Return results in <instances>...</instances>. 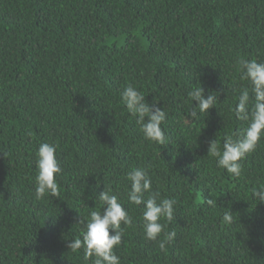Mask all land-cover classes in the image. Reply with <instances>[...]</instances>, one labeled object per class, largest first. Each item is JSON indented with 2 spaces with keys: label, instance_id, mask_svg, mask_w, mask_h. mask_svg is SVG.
<instances>
[{
  "label": "trees",
  "instance_id": "16d2710c",
  "mask_svg": "<svg viewBox=\"0 0 264 264\" xmlns=\"http://www.w3.org/2000/svg\"><path fill=\"white\" fill-rule=\"evenodd\" d=\"M240 57L264 62V0H0V264H90L68 243L108 188L133 218L121 264H264V203L251 196L264 185V139L239 178L208 155L209 141L247 126L234 113ZM197 82L221 94L193 120ZM129 83L167 113L164 145L122 103ZM44 142L62 172L59 196L37 200ZM134 167L176 202L163 250L145 238L143 206L127 202Z\"/></svg>",
  "mask_w": 264,
  "mask_h": 264
},
{
  "label": "clouds",
  "instance_id": "9594fccd",
  "mask_svg": "<svg viewBox=\"0 0 264 264\" xmlns=\"http://www.w3.org/2000/svg\"><path fill=\"white\" fill-rule=\"evenodd\" d=\"M237 64L240 79L247 83L240 89L234 113L236 119L246 122L247 126L238 129L236 133L225 135L222 144L214 139L208 145V155L216 159L217 167L234 178L242 175V162L256 151L257 145L264 139V62L240 57ZM220 94L209 91L205 95V89L199 82L192 84L187 93L188 101L191 102L188 117L195 120L199 115L216 108ZM120 95L129 114L136 118L135 122L144 139L164 145L167 139L162 128L167 119L164 109L158 104L148 103L143 92L131 83L123 88ZM56 153L57 146L46 142L41 143L36 152L37 200L46 195L59 196L57 177L62 168ZM125 179L129 183L127 202L136 207L143 206L141 219L145 238L157 242L160 249H165L176 236L174 230L166 231L174 219L175 200L161 198V193L153 190L152 178L145 167L132 168L126 173ZM251 196L253 200L264 203V185L253 187ZM97 199L100 206L89 213L82 239L71 240L68 248L73 253L83 249L84 259L90 261V264H121L116 252L123 242L125 229L132 226L133 218L120 202L119 195L113 194L111 188L100 192ZM206 203L210 207L217 206L215 199L210 198ZM232 219L230 207L226 208L222 222L231 223Z\"/></svg>",
  "mask_w": 264,
  "mask_h": 264
}]
</instances>
